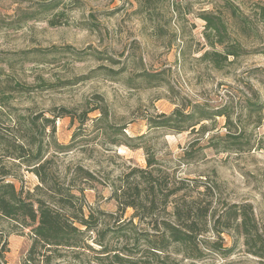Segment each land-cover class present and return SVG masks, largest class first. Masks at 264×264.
<instances>
[{
  "label": "rangeland",
  "instance_id": "obj_1",
  "mask_svg": "<svg viewBox=\"0 0 264 264\" xmlns=\"http://www.w3.org/2000/svg\"><path fill=\"white\" fill-rule=\"evenodd\" d=\"M262 8L264 0H0V166L9 172L7 180L30 191L38 184L33 173L2 157L3 146L24 134L31 119L50 117L63 108L71 112L74 120L63 117L55 124V139L67 144L77 131V116L96 109L87 113L76 146L58 153L52 162L60 181L76 167L94 176L90 181L79 178L77 184L83 188L84 213L92 212L99 220L97 230L138 222L131 218L130 208L119 215L110 198V182L128 168L146 167L142 148L108 143L110 137L124 140L121 135H104L108 123L124 127L128 137L143 135L134 143L146 146L168 174L215 180L221 204H251L264 230V108L249 122L242 115L240 152L203 147L211 137L225 133L222 118L202 135L198 127L194 132L152 127L161 114L168 116L176 108L187 112L189 104L215 110L228 99L255 102L250 87L264 107ZM204 16L222 20L227 32L223 46L239 42L243 50L219 70L202 57L223 47L209 46ZM244 16L246 21H241ZM97 108L106 109L108 121L94 127L91 119L99 116ZM31 133L37 136L35 130ZM187 149L190 154L183 157ZM1 224L7 234L2 264H22L31 244L28 230L13 221ZM88 234L83 240L90 248L62 250L63 257L51 264H113V251L133 242L132 237L112 240V251H103L97 234ZM221 245L231 251H207L193 264H264L232 234H223Z\"/></svg>",
  "mask_w": 264,
  "mask_h": 264
},
{
  "label": "trees",
  "instance_id": "obj_2",
  "mask_svg": "<svg viewBox=\"0 0 264 264\" xmlns=\"http://www.w3.org/2000/svg\"><path fill=\"white\" fill-rule=\"evenodd\" d=\"M233 16L236 17L234 13ZM260 17V22L264 23L263 8ZM203 19L209 46H223V34L227 32L222 20L214 21L210 16ZM240 19L246 21L247 17ZM50 23L53 25L52 20ZM240 51L243 50L237 42L223 46L220 51H207L202 57L208 58L212 66L219 70L223 62L240 56ZM249 91L254 95L255 102L228 99L215 110L206 104H189L187 112L176 108L168 116L161 114V120H155L159 122L152 127L190 129L193 132L198 127L196 132L202 135L210 125L216 123L217 118H222L225 133L211 137L203 147L222 152H240L245 133L242 115L249 122L252 114L261 116L264 108L257 91L252 87ZM97 109L99 116L91 119L94 127L108 121L106 109ZM59 111L50 117L40 115L31 119L23 128L24 134L3 146L2 157L17 161L19 166L35 175L38 184L32 191L17 188L7 180L9 172L5 166H0V264L7 252V234L1 221L7 220L29 232L31 244L22 264H51L54 258L63 257L62 250L88 249L90 246L83 237L90 232L97 234L96 241L101 249L109 252L112 251L110 241L133 238V242L127 241L122 246L123 250L113 251V264H181L185 260L193 264V261L202 260L207 251H231L230 248L223 249L221 245L223 234H232V237L242 240L247 253L264 260V230L256 221L251 204H221L219 186L215 180L199 182V179H181L168 174L160 168L146 146L134 143L143 140V135L128 137L124 127L109 123L103 127L104 135H121L124 140L121 142L110 137L108 143L125 144L132 149L142 148L147 155L146 167L128 168L110 182V198L116 202L119 215L130 208L133 210L131 218L138 222L134 224L129 220L123 225L115 224L112 228L97 230L99 220L92 212L84 213L83 188L77 184L79 178L90 181L94 176L76 167L66 173L70 175L66 176V180L60 181L52 162L58 153H66L76 146L77 134L89 119L87 113L96 109L85 110L77 116V131L67 144L55 139V124L57 119L63 117L74 120L75 115H70L71 112L64 108ZM39 118H42L40 125L37 124ZM33 130L37 136L31 133ZM214 140L219 145L212 144ZM189 154L190 149H187L183 157ZM210 237H213L212 241Z\"/></svg>",
  "mask_w": 264,
  "mask_h": 264
}]
</instances>
